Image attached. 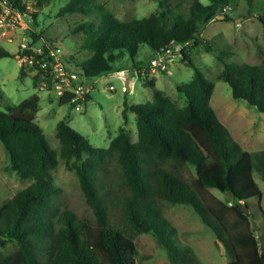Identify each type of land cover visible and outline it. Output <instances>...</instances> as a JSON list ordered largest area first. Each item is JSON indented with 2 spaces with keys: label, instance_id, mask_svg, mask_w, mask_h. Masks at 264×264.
I'll list each match as a JSON object with an SVG mask.
<instances>
[{
  "label": "trees",
  "instance_id": "1",
  "mask_svg": "<svg viewBox=\"0 0 264 264\" xmlns=\"http://www.w3.org/2000/svg\"><path fill=\"white\" fill-rule=\"evenodd\" d=\"M8 1L31 18L33 27H39L37 13L28 11L27 0ZM52 1L38 0L37 7ZM246 1L248 11L238 18L251 17L256 11L254 0ZM233 10V0H209L207 5L178 0L158 13L129 20H121L98 0H70L58 10V17L94 16L71 30L83 34L81 51L90 53L72 71L84 80L97 78L114 72L127 53L142 85L152 94L145 103L124 102V124L106 148L92 145L67 119L56 125L59 150L52 148L36 122L38 94L0 111V142L8 154L9 169L29 182L0 205V264H139L135 240L143 234L152 235L173 264H200L194 249L181 242L179 230L166 216L177 204L191 207L213 231L216 244L229 258L227 264H264V243L251 224L254 217L242 208L244 204L250 209L249 200L254 197L260 206L262 190L256 178L264 181V149L246 151L232 137L212 106L214 82L192 58L194 49L216 50L202 37L200 26L221 15L223 21L234 22ZM262 12L257 19L264 28V8ZM30 36L33 46L49 53L42 32L33 30ZM142 45L154 55L172 45L180 47L179 58L193 68L194 76L178 87L177 99L157 88L149 66L138 70L134 58ZM228 54L217 55L223 63L218 79L231 87L235 99L264 113V58L257 64H230L225 60ZM0 56L11 53L0 49ZM20 68L22 76L32 77L36 88L48 80L43 70L32 75L24 66ZM178 99L184 100L182 107ZM59 100L61 106H71L69 97ZM130 112L136 115L137 142L131 141L126 128ZM59 157L78 177L83 212L64 202L62 188L54 183L52 171ZM212 189L223 193L225 201ZM9 243L15 244L14 250L5 253Z\"/></svg>",
  "mask_w": 264,
  "mask_h": 264
},
{
  "label": "rangeland",
  "instance_id": "2",
  "mask_svg": "<svg viewBox=\"0 0 264 264\" xmlns=\"http://www.w3.org/2000/svg\"><path fill=\"white\" fill-rule=\"evenodd\" d=\"M70 0H54L50 4L43 2L37 7L38 0H27L28 11L37 13L39 27H33L30 17L22 16L21 24L6 30L3 35L0 27V49L11 53L10 57L0 56V111L8 105H16L34 94L40 96V110L36 122L43 129L52 148L59 150V141L56 138V125L62 119H67L70 126L85 136L89 142L100 148L108 147L110 140L124 124L122 110L124 102L145 103L151 98L152 90L145 88L139 80L138 71L132 65L129 54L115 64V71L124 70L128 74L130 91L124 93L122 84L115 79L113 72L103 74L97 78H87L85 83L90 86V99L84 110H73L69 105H60V98L55 92H50L42 86L34 87L30 75H21L18 51L20 43L28 35L22 27L28 25L31 32H42V42L51 49H59L69 68L77 61L87 58L90 53L81 51L83 34H72L71 30L77 24L88 21L94 16L82 14H68L56 16L58 10ZM209 4V0H200ZM103 3L121 20L143 18L152 13L164 10L168 5H175L178 0L160 5L159 0H98ZM232 15L236 21L226 22L223 18H215L208 24L200 26L202 37L209 40L215 52H206L204 48L194 49L193 60L205 76L214 82L215 91L212 97V106L219 120L230 131L232 137L244 150L254 152L264 149V113L250 106L245 100L235 99L231 87L218 75L223 69V63L217 58L219 53H230L225 57L230 64H257L264 58V28L257 16L262 14L264 0H254L255 12L251 17L238 18L246 14L248 3L246 0H233ZM155 55L147 45L140 46L134 60L138 62V70H146L149 61ZM157 79V88L172 98H178V87L188 82L194 76L193 68L182 63L178 52L173 54L166 70L151 71ZM114 85L116 92L110 91ZM2 93V94H1ZM182 107L184 100L178 99ZM127 130L132 142L138 141L136 115H128ZM9 157L0 142V205L7 198L28 187L29 182L21 180L18 175L9 169ZM54 183L62 188L64 202L78 212L84 211V202L81 198V189L75 171L70 170L68 163L59 157V164L52 171ZM262 190L259 198L249 200L250 213L254 217L251 224H257L256 233L261 244L264 243V181L256 178ZM211 192L220 200L225 201L224 194L217 190ZM168 219L179 230L181 242L189 244L200 259V264H227V257L221 247L216 244L213 231L204 225L197 213L189 206L177 204L166 211ZM139 252V264H173L165 250L160 247L152 235L143 234L135 240ZM15 244L9 243L5 253L14 250Z\"/></svg>",
  "mask_w": 264,
  "mask_h": 264
},
{
  "label": "built area",
  "instance_id": "3",
  "mask_svg": "<svg viewBox=\"0 0 264 264\" xmlns=\"http://www.w3.org/2000/svg\"><path fill=\"white\" fill-rule=\"evenodd\" d=\"M22 16L24 15L12 8L8 0H0V27L4 29L3 35L7 34V29L19 26ZM22 27L26 33L28 32V35L20 43V51H18L17 56L20 61V66H24L32 75L43 70L48 80L40 82L39 85L42 88L50 92H55L59 98L69 97L70 107L73 110H84L87 105L88 95L91 91L90 86L85 83V80L78 72L72 71L69 68L59 49L50 48L49 53L45 54L41 48L33 46L29 26L22 25ZM179 49L180 47L172 45L162 52L157 53L150 59L149 69L151 71L157 69L166 70L171 56L178 52ZM26 50L31 51V53L29 55L22 54ZM113 76L121 82L124 93L130 91V82L126 71L119 70L113 72ZM108 89L112 92L117 91L113 84Z\"/></svg>",
  "mask_w": 264,
  "mask_h": 264
},
{
  "label": "water",
  "instance_id": "4",
  "mask_svg": "<svg viewBox=\"0 0 264 264\" xmlns=\"http://www.w3.org/2000/svg\"><path fill=\"white\" fill-rule=\"evenodd\" d=\"M219 18H223V16L221 15V16H219ZM242 208H243L244 213L246 215H249L250 214V210H249V208L246 205L242 204ZM253 225L255 226L256 229H258V226H257V224L255 222L253 223ZM228 261H229V258H227V262Z\"/></svg>",
  "mask_w": 264,
  "mask_h": 264
},
{
  "label": "crops",
  "instance_id": "5",
  "mask_svg": "<svg viewBox=\"0 0 264 264\" xmlns=\"http://www.w3.org/2000/svg\"><path fill=\"white\" fill-rule=\"evenodd\" d=\"M151 76H152V74H151ZM152 77H154V76H152ZM157 85V84H156Z\"/></svg>",
  "mask_w": 264,
  "mask_h": 264
}]
</instances>
